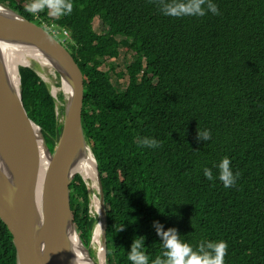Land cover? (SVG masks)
Instances as JSON below:
<instances>
[{
    "label": "trees",
    "instance_id": "16d2710c",
    "mask_svg": "<svg viewBox=\"0 0 264 264\" xmlns=\"http://www.w3.org/2000/svg\"><path fill=\"white\" fill-rule=\"evenodd\" d=\"M166 2L72 0L71 14L52 17L48 9L36 15L19 0H0L62 34L82 70L83 127L107 207V264H131L128 253L141 236L151 264L164 250L155 222L175 228L194 249L226 241L225 264H264V0H212L219 14L181 17L164 15ZM122 53L132 55L125 87L102 68ZM20 74L24 105L53 151L61 109L58 116L50 85L33 67H20ZM198 128L210 139H198ZM144 137L159 146H142ZM224 157L239 173L228 188L219 179ZM70 198L89 246L96 219L79 175ZM0 264H17L1 219Z\"/></svg>",
    "mask_w": 264,
    "mask_h": 264
},
{
    "label": "water",
    "instance_id": "95a60500",
    "mask_svg": "<svg viewBox=\"0 0 264 264\" xmlns=\"http://www.w3.org/2000/svg\"><path fill=\"white\" fill-rule=\"evenodd\" d=\"M0 6L4 8L0 9V219L13 237L17 264H81L83 260L79 259V252L86 255L84 258L89 264H102L99 253L97 258L92 256L90 246L84 244L73 221L70 186L78 175L91 193L90 210L94 198L98 201L91 244L94 232L99 228L103 264H107V207L98 163L83 127L82 70L68 48L44 26L7 5L0 3ZM11 42H24L38 48L53 63L64 87L65 81L69 83V90L64 91L63 118L59 119L61 133L53 151L24 105L20 68L16 87L5 67L2 46ZM52 91L59 116L58 98ZM35 133L49 163L40 208L34 202L29 176L31 137ZM86 149L95 162L96 193L91 191L84 176L75 170Z\"/></svg>",
    "mask_w": 264,
    "mask_h": 264
},
{
    "label": "clouds",
    "instance_id": "9594fccd",
    "mask_svg": "<svg viewBox=\"0 0 264 264\" xmlns=\"http://www.w3.org/2000/svg\"><path fill=\"white\" fill-rule=\"evenodd\" d=\"M48 9V14L52 17H60L71 14L73 11L72 0H31L25 11L36 14ZM164 15L181 16H204L207 11L219 14L216 4L212 0H170L161 7ZM198 139L209 140L208 130L197 129ZM142 146L155 148L160 142L155 138L144 137L140 140ZM219 179L225 188L235 185L239 178V173L234 175L231 169V160L224 157L219 164ZM204 176L208 180H213L212 170L204 169ZM157 235L162 238L163 252L161 255L151 260V264H225V256L228 251L226 241H208L205 245L201 243L194 249L188 242H184L175 228L163 230V226L158 222L154 223ZM145 237H138L133 240L131 251L128 253V260L131 264H149V256L144 249Z\"/></svg>",
    "mask_w": 264,
    "mask_h": 264
},
{
    "label": "bare ground",
    "instance_id": "6f19581e",
    "mask_svg": "<svg viewBox=\"0 0 264 264\" xmlns=\"http://www.w3.org/2000/svg\"><path fill=\"white\" fill-rule=\"evenodd\" d=\"M0 9H4L0 6ZM18 49H24L30 55L23 54ZM2 51L4 53V64L9 74V77L14 85L18 87L19 76L17 72L18 64L17 62H22L24 65H30L31 61H36L44 66H51L54 69L53 63L40 51L38 48L24 42H11L9 44H4L2 46ZM51 62V63H50ZM69 83L65 81V90H69ZM48 158L42 150L40 140L38 139L36 133L31 137V154L29 160V176L30 184L32 188V194L34 202L38 208L42 205V195L44 187V179L48 169ZM75 170L82 174L87 181H91L96 187V170L95 162L90 151L86 149L78 160ZM93 186V185H92ZM94 210H98V201L96 198L93 200ZM100 229L97 228L93 235V245L98 250V257L100 262L103 264L104 255L102 245L100 244ZM81 247V245H80ZM86 255H82L79 252V259H82L81 264H89V262L84 258Z\"/></svg>",
    "mask_w": 264,
    "mask_h": 264
},
{
    "label": "rangeland",
    "instance_id": "374dc122",
    "mask_svg": "<svg viewBox=\"0 0 264 264\" xmlns=\"http://www.w3.org/2000/svg\"><path fill=\"white\" fill-rule=\"evenodd\" d=\"M19 2L20 4H24L25 6H27L29 3H31V0H27V1L19 0ZM36 15H38V13H36ZM94 26L97 32H101L104 30V25L101 19L99 18L95 19ZM54 35L56 36L57 39H59L66 46V43L64 42V37L62 34L59 33V34H54ZM18 50H20L23 54H27V56L30 55L24 49H18ZM131 61H132L131 54L122 53L119 58L107 59L105 64L102 66V68L104 70L110 71L111 76L113 78V82L115 84L120 85L121 87H125L129 80L128 74L126 72V67L127 65L131 63ZM17 64H18V67L16 69L17 72L20 67L25 66L22 62H17ZM28 66H31L34 69H36L38 73L40 74V76L51 86V89L53 90L52 91L53 94H55L56 97L58 98L57 105L59 106V109H61L60 119L62 120L66 95L64 93L65 87L62 84L59 73L55 69H53L51 66H44L41 63H38L36 61H31L30 65ZM120 73H124V75L122 77H119ZM87 182L89 183V186L91 187V191L93 190L96 193L94 184L91 181H87ZM91 214L92 216L98 215L97 211L94 210L93 201L91 203ZM89 246H90V251H91L92 256L97 258V254H98L97 248L93 244H91V241H90Z\"/></svg>",
    "mask_w": 264,
    "mask_h": 264
},
{
    "label": "built area",
    "instance_id": "2783aa9c",
    "mask_svg": "<svg viewBox=\"0 0 264 264\" xmlns=\"http://www.w3.org/2000/svg\"><path fill=\"white\" fill-rule=\"evenodd\" d=\"M52 34L54 35L55 32H53ZM65 34H66V36H68V32H67V31H65ZM90 215H91L92 218H96V216H92V214H91V210H90Z\"/></svg>",
    "mask_w": 264,
    "mask_h": 264
}]
</instances>
